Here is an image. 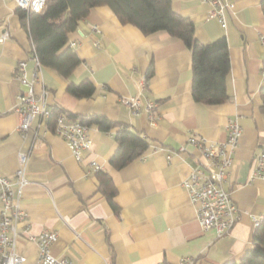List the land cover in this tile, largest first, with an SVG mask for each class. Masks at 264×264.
Here are the masks:
<instances>
[{"label":"crops","instance_id":"0c3cea01","mask_svg":"<svg viewBox=\"0 0 264 264\" xmlns=\"http://www.w3.org/2000/svg\"><path fill=\"white\" fill-rule=\"evenodd\" d=\"M175 12L194 22V36L209 42L225 36L230 69L226 76L228 101L207 104L191 94L192 69L188 47L178 37L156 31L144 34L121 23L108 5L90 9L68 42L80 63L68 79L50 67L36 68L32 41L22 25L14 0H0V173L13 178L18 152L27 153L18 204L29 221V232H57L52 253L76 264H178L183 255L195 256L193 264H220L237 260L252 245L255 219L264 213V179L254 174V159L264 146V113L259 89L264 84V15L260 0H232L226 25L209 17L210 4L202 0H171ZM99 41V44L96 43ZM25 60L28 76L37 69L35 95L49 107L73 113H98L139 131L148 141L144 152L121 168L109 163L117 147L114 132L89 126L92 145L77 160L65 140L46 122L33 119L24 134L15 111L18 94L25 88L17 64ZM152 64L153 72L142 85ZM90 79L95 92L77 98L67 92L69 80ZM139 97L134 112L123 102ZM154 104L151 121L145 108ZM241 126L224 186L238 208L232 229L218 235L203 229L182 185L191 169L204 161L201 152L178 147L189 134L209 141L226 138L228 119ZM95 164L111 177L116 192L115 211L100 192ZM22 228V227H21ZM35 264L38 249L32 242H18Z\"/></svg>","mask_w":264,"mask_h":264},{"label":"trees","instance_id":"16d2710c","mask_svg":"<svg viewBox=\"0 0 264 264\" xmlns=\"http://www.w3.org/2000/svg\"><path fill=\"white\" fill-rule=\"evenodd\" d=\"M98 5H108L121 23L132 24L144 34L164 31L181 39L191 54V94L194 100L219 104L230 99L226 89V76L230 69L226 37L223 35L209 42H199L194 36V22L189 16L175 12L171 0H46L44 7L38 12L17 7L20 21L28 30L41 65L52 68L66 79L70 77L80 63V58L67 44L68 34L92 7ZM260 5L264 15V0H260ZM262 68L264 71V59ZM152 72L153 67L150 64L144 76L145 81ZM66 90L77 98L89 97L95 92V85L88 78L78 82L69 80ZM259 95V108L264 113V84L259 89ZM52 109V114L46 120V125L52 130L60 113H66L101 130L118 126L114 132L117 147L109 158V163L115 168L128 164L149 146V141L139 131L120 125L105 115L73 113L59 107ZM96 175L100 192L117 211L118 207L113 200L116 189L111 177L99 169L96 170ZM220 264H264V213L253 229L252 245L239 259Z\"/></svg>","mask_w":264,"mask_h":264},{"label":"built area","instance_id":"2783aa9c","mask_svg":"<svg viewBox=\"0 0 264 264\" xmlns=\"http://www.w3.org/2000/svg\"><path fill=\"white\" fill-rule=\"evenodd\" d=\"M20 9L38 12L46 0H14ZM210 4L209 17H215L221 25H226V11L233 7L232 0H202ZM8 30L0 33V42L7 39ZM99 44V41H96ZM74 42H70L73 46ZM31 56L36 68L41 64L32 45ZM18 79L25 86L18 94V103L15 111L20 116L18 129L20 133L31 126L33 119L46 122L52 114V107L35 95L34 82L37 80V69L28 76L25 60L17 64ZM145 83L142 79L141 84ZM123 102L137 112L141 106L139 97L126 96ZM155 104L147 100L145 108L151 121L155 119ZM53 132L60 135L66 142L72 155L81 160L85 150H89L92 140L89 126L78 118L60 113L57 115ZM241 126L236 119L230 118L226 124V138L222 141H209L195 133L189 134L186 140L178 147L179 151H186L189 146L201 152L204 161L194 166L189 175L182 181V185L189 195L190 202L195 208L196 218L203 229L214 228L218 235L229 232L238 219V208L231 198L229 190L224 186L227 181L229 167L233 153L238 145ZM27 153L18 152V168L13 178L0 173V264H24L26 256L17 250L18 242H32L37 246L38 253L35 264H76L68 257H59L52 253L51 247L57 239V232L43 229L39 233L29 232V221L25 211L19 206L18 200L22 188L27 182L24 175V165ZM254 174L264 179V149L262 148L254 159ZM99 165L95 164V169ZM260 218L255 219V224ZM22 227V228H21ZM195 256L186 254L178 264H193ZM158 264H164L159 262Z\"/></svg>","mask_w":264,"mask_h":264}]
</instances>
